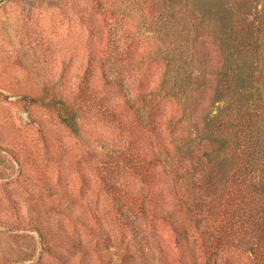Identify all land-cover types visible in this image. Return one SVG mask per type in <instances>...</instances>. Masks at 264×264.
<instances>
[{
  "label": "rangeland",
  "instance_id": "374dc122",
  "mask_svg": "<svg viewBox=\"0 0 264 264\" xmlns=\"http://www.w3.org/2000/svg\"><path fill=\"white\" fill-rule=\"evenodd\" d=\"M103 59L128 121L108 111L123 100L104 97ZM38 97L67 102L79 132ZM219 113L264 188V0H0V264H253L247 247L177 238L151 172L146 123L216 149Z\"/></svg>",
  "mask_w": 264,
  "mask_h": 264
},
{
  "label": "trees",
  "instance_id": "16d2710c",
  "mask_svg": "<svg viewBox=\"0 0 264 264\" xmlns=\"http://www.w3.org/2000/svg\"><path fill=\"white\" fill-rule=\"evenodd\" d=\"M102 61L103 71L100 79L103 83L102 90L105 99L109 101L111 88H116L115 92H122L123 100L121 104L117 101L115 104L109 103L108 111L118 108L119 110L116 111L121 113L125 121H128L129 117L136 116L134 105L125 94L121 83L108 78L106 69L103 67L106 62L104 59ZM140 96L142 99L146 98L144 93ZM152 98L150 95L149 101ZM31 100L55 111L60 121L73 133L79 132L76 111L67 102L59 98L44 101L42 97L31 98ZM123 108L127 112H132L127 115ZM164 123L170 124V121L167 120ZM206 123L209 125L206 138L209 141L213 140H211L213 136L219 138L217 140L219 146L216 149H213L211 145L208 148L209 142L207 144L199 142L197 145L192 139L188 140L185 145L180 132L172 126L165 139L163 134L161 135L158 120H151L150 124L144 125L150 132L147 144L150 150V164L153 167L152 175L154 172L157 178H166V182L170 185L166 187L171 194L169 202L171 206L167 207L168 221L176 237L183 239V243L188 244L192 241L196 245L200 242L202 247H216V251L217 247H229L230 245L247 247L253 264H264V188L247 178L246 171L249 169L241 157L245 155L241 153L244 150L238 151L239 148L236 149L230 145V142H227L223 136L224 131L232 126L231 119L219 113L214 118L206 120ZM187 146L185 151L184 148ZM201 149L204 150L202 155L200 154ZM249 152L246 156L250 158L248 162L252 159L258 160L254 158L251 151ZM158 165L161 166L160 169L157 168ZM222 167H224V172L221 174ZM199 168L208 173L201 175ZM145 175L146 181H150L149 175L147 173ZM205 181L208 183L207 186ZM218 183L226 187L220 194L216 191ZM216 199L220 200L216 212L217 219L215 216L211 222L212 219L204 214L203 206L208 200L213 202ZM208 209L211 210L209 206ZM201 215L208 219L206 220L208 223L200 227L203 220Z\"/></svg>",
  "mask_w": 264,
  "mask_h": 264
}]
</instances>
